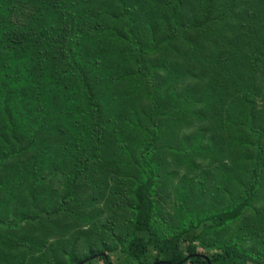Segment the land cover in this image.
<instances>
[{"label": "trees", "instance_id": "1", "mask_svg": "<svg viewBox=\"0 0 264 264\" xmlns=\"http://www.w3.org/2000/svg\"><path fill=\"white\" fill-rule=\"evenodd\" d=\"M54 146L72 157L51 203ZM101 165L103 208L122 214L85 227L81 182L99 187ZM0 171V228L18 230L0 262L262 264L246 240L205 236L254 213L264 176V0H0Z\"/></svg>", "mask_w": 264, "mask_h": 264}, {"label": "rangeland", "instance_id": "2", "mask_svg": "<svg viewBox=\"0 0 264 264\" xmlns=\"http://www.w3.org/2000/svg\"><path fill=\"white\" fill-rule=\"evenodd\" d=\"M54 152L58 153V155L56 156V158H54V160H52L50 163H48L47 166H45V168L43 169L42 172H40V175H39L40 184L38 187L39 191H41V192L44 191L45 195H48V199L51 203L56 201V199H57V196L54 197V192H61L62 189L64 188L67 177L65 176L63 169H64V167L71 165V162L69 160L72 157L71 153H67L64 151L60 152V150L57 148V146H54ZM102 157H103V163L104 164H108L111 160L110 158L107 159V154H102ZM213 159H214V157H209V158L203 159V160L198 159L197 160V166L202 167L203 164H206L209 166L213 161H215ZM165 167L166 166H164V169H165ZM216 167H217V165H214L213 167L211 165V168H213V169H215ZM167 170L170 171L169 168ZM207 170L211 171L212 169H207ZM101 172H102V165L100 166L99 174L96 176L100 180L99 187H93L92 189L90 187L86 188L84 183L81 182L80 188L85 189V191L81 195V197H82L81 199L83 200V203H86V206H88L89 208L87 209L88 211L83 210V212H80L78 214L80 216V218H77V219H80L79 223L83 224L85 227L87 226V223L85 222V220L88 217L90 220H93V222L91 224H94L96 222L103 224L106 221H108L111 214H113L115 217H119V215L122 214L121 211L118 212L120 214H117V213H114L111 211L109 214L107 208H103L104 207L103 205L105 204V200L107 199V197L104 194V188H103V187H105L104 184L106 181H102V177L100 174ZM171 173H173V172H171ZM212 173H213V177L217 176L216 171H213ZM183 175H184V171H179V173L175 174L174 177L172 176L171 178H168V179L161 181L165 185H164L163 191L161 192V197L158 196L155 200L156 204L158 205V207L160 209L161 215H164L165 213H172L173 212V205L175 202V196L172 194V191H170L167 188L169 186H166V184L168 183L167 185H169V182H171V183L174 182V185H175L183 177ZM6 176H7L6 174H3L0 171V181L3 180L4 177H6ZM11 179H14L13 175H11ZM174 185H173V188L171 187L172 190H174ZM78 186H80L79 183H78ZM226 186L229 187L226 190H230L232 188L234 189V187H236L238 185H237V182L231 183L229 180L228 183L226 184ZM218 193H221V192H218ZM91 199H93L94 202L88 203V201H86V200H91ZM91 203H92V205H91ZM7 208H8V205L5 204L3 207L0 208V213H2V211L7 209ZM252 210L254 211V213H252L251 211L246 212L244 214V216H242L237 222L232 223V224H228L224 228H222L216 232H213V230H212V232H210L209 235L206 234L205 241L208 242V241L214 240V242H213L214 244H224V243L229 244L230 242H234V243H238V244H244L245 240H246L247 242L244 244L245 249L251 248V247L252 248L253 247L258 248V250L261 248L263 249V250L258 251V253L259 252L263 253V256L262 255H259V256L263 261L262 264H264V238L262 239L261 237L259 238L258 236H256V238L250 237L251 239H248L247 236H250L251 232H249V231L244 232V230H243L244 228L242 227L243 224L246 222L247 224H249L251 226H252V224L254 226L257 225V228H256L257 233H258V231H261V230L264 231V224H262V223H264V176L262 178V183L260 185V188H258L256 195L254 197V203H253ZM20 212H21V210L18 213L15 211L14 216L16 215V213L19 215ZM96 213H98V214H96ZM257 213H258V215H256ZM70 215L72 216V214H70ZM72 217H73V221L75 223L76 222L75 215ZM41 219H43V218H41ZM120 221H121V218H119L117 220V223H119ZM9 223L11 226L14 227V224H15L14 220L9 219ZM75 224H78V223H75ZM241 228H242V230H240ZM115 229L116 228H114L113 232L116 233L117 236L122 237L120 232L115 231ZM17 232H18V230L13 228L11 231L9 228L6 230V233H4V231L0 228V235L1 236L3 235V238H2L3 245L0 247V250L2 252L8 254V252L5 251L6 250L5 245L7 243V246H9L10 240L14 239L11 235H16ZM105 238H106V236H105ZM7 239H9L8 242H7ZM144 243L147 244V239H144ZM194 245L196 246V251L199 254L211 252L210 249H207L206 247H204V245L200 242L195 243ZM149 249L150 248L147 249V252L151 251ZM12 255L15 258V256L17 257L19 254L18 253L17 254L11 253V256ZM120 256H122L124 258L123 255H120L117 253L116 254H110L109 258L111 260V263L112 264H120V262H121ZM19 259H20V257H18V260ZM11 263H12L11 257L6 258L3 262H0V264H11ZM40 264H44V262H42ZM96 264H103V263L97 262Z\"/></svg>", "mask_w": 264, "mask_h": 264}, {"label": "water", "instance_id": "3", "mask_svg": "<svg viewBox=\"0 0 264 264\" xmlns=\"http://www.w3.org/2000/svg\"><path fill=\"white\" fill-rule=\"evenodd\" d=\"M102 257L105 259V261H107V258H106V256L105 255H102ZM195 257H202V256H200V255H197V256H195ZM96 257H90L89 259H87V260H85V261H83L82 263H80V264H84V263H87L88 261H92V260H94ZM206 259V258H205ZM157 264H165V263H163V262H159V263H157Z\"/></svg>", "mask_w": 264, "mask_h": 264}]
</instances>
